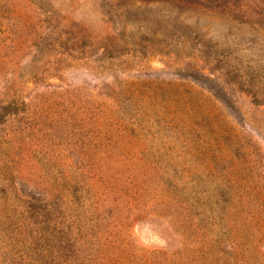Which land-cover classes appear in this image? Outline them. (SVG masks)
I'll use <instances>...</instances> for the list:
<instances>
[{
    "label": "rangeland",
    "instance_id": "374dc122",
    "mask_svg": "<svg viewBox=\"0 0 264 264\" xmlns=\"http://www.w3.org/2000/svg\"><path fill=\"white\" fill-rule=\"evenodd\" d=\"M0 264H264V0H0Z\"/></svg>",
    "mask_w": 264,
    "mask_h": 264
}]
</instances>
